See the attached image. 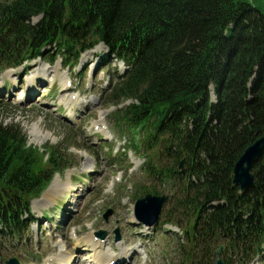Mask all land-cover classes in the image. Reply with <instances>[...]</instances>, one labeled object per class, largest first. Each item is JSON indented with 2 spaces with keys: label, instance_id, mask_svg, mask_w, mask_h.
<instances>
[{
  "label": "trees",
  "instance_id": "1",
  "mask_svg": "<svg viewBox=\"0 0 264 264\" xmlns=\"http://www.w3.org/2000/svg\"><path fill=\"white\" fill-rule=\"evenodd\" d=\"M99 42L128 66L105 97L117 107L131 101L114 113L116 125L142 135L151 174L180 182L172 209L188 220L184 264H192L206 238L223 237L259 254L264 154L245 195L233 186L232 172L246 148L264 137V0H0V72L43 57L52 46L72 67ZM7 110L0 103V116ZM161 145L172 153L168 166L153 160ZM184 158L187 170L180 173ZM68 166L59 148L41 152L28 146L19 124L0 122V238L21 240L32 199Z\"/></svg>",
  "mask_w": 264,
  "mask_h": 264
},
{
  "label": "rangeland",
  "instance_id": "2",
  "mask_svg": "<svg viewBox=\"0 0 264 264\" xmlns=\"http://www.w3.org/2000/svg\"><path fill=\"white\" fill-rule=\"evenodd\" d=\"M40 21L41 18H37L34 24ZM53 51L47 50L44 61L39 60L31 67L27 65L25 67L27 73L15 72L19 78L14 76L12 79L15 83L13 95L7 105L8 110L0 116V122L4 125L20 124L27 135L28 144L32 147L65 148V154L77 167L64 171L60 176L56 175L55 179L58 182L55 184L52 182V192L44 196V199L48 197L50 201L41 199L48 192L46 191L41 198L33 202V218L37 221L30 228L28 240L21 245L5 246L2 255L5 259L8 258L7 260L15 258L21 264H45L59 254L61 248L66 247L73 254L74 264H90L94 260V253H86V249L92 251V248L86 245V239L91 238L88 237L89 234L94 236L98 231H105L107 237L102 241L103 246L99 250L108 254L111 250V254L118 256L121 250L134 247V251L140 254H135V259L130 264H184L186 252L181 249V244L185 240L182 231L187 226V219L181 220V227H162L163 224H160L166 219L178 222L179 216L174 217L175 213L171 209L173 199L165 205L162 219L155 227H145L134 219L136 202L145 196L142 187L147 189L146 187L153 186L161 195L171 196H174L176 188L148 175L143 170L145 159L136 151L126 149L129 136L120 138L118 130L113 128L111 115L116 109L105 105L102 98L103 90L109 84L108 72L99 70L92 74L87 68L70 72L62 67L60 61L50 62V57L55 53ZM29 67L31 69L27 70ZM114 70H111L112 73ZM39 71L46 77L41 76L40 80L38 78L35 83L33 82L36 89H40L35 97L40 94L34 102L24 106L19 103V99L27 92L28 77L37 75ZM5 74L1 78L5 79L7 77ZM34 79L35 77L33 81ZM65 80L73 82L72 91H66ZM6 82L7 80L5 82L0 80V90L7 87L4 86ZM73 94L80 96V100L70 104V97ZM213 98L212 100H215ZM76 103L81 106L72 112L71 109ZM129 104L128 101L121 107ZM64 113H70L68 117L75 123L67 121ZM104 125L106 128L102 130ZM95 128L99 130L96 131ZM105 139L113 141L109 143L105 142ZM114 158L120 163L114 162ZM83 177L90 183V191L83 193L79 199L80 206L74 207L77 212L74 215L68 214L70 228L65 230L63 229L65 225H61L60 232L59 229L52 227L57 226L65 215L63 209L61 213L57 209L62 208L65 200L72 198L74 188L82 185ZM67 205L64 203V208ZM108 210H112L113 213L106 220L104 215ZM116 230L121 236L120 243L115 242ZM210 241V238H206L203 241L204 247H197L190 259L192 264H215L217 260V256L213 254L215 245ZM183 244L186 245V242ZM74 248L77 250L74 251ZM222 257L227 264L251 263L237 247L226 249ZM252 264H264V260Z\"/></svg>",
  "mask_w": 264,
  "mask_h": 264
},
{
  "label": "water",
  "instance_id": "3",
  "mask_svg": "<svg viewBox=\"0 0 264 264\" xmlns=\"http://www.w3.org/2000/svg\"><path fill=\"white\" fill-rule=\"evenodd\" d=\"M97 32L94 31V37H96ZM264 151V138L259 139L255 143L248 146L244 154L236 163L233 170V185L239 186L241 193H244L247 188H249L256 180L257 173H251L255 163L262 156ZM168 197H157L152 195H147L144 199L137 201L135 206V217L138 221L144 223L147 226H154L159 221V217L162 212L164 203L167 201ZM111 214L109 212L106 218ZM117 241L120 240L118 235ZM223 247L217 251V255L221 253ZM12 262L9 264H15ZM217 264H224V262L219 259Z\"/></svg>",
  "mask_w": 264,
  "mask_h": 264
},
{
  "label": "bare ground",
  "instance_id": "4",
  "mask_svg": "<svg viewBox=\"0 0 264 264\" xmlns=\"http://www.w3.org/2000/svg\"><path fill=\"white\" fill-rule=\"evenodd\" d=\"M35 64V63H34ZM31 69V68H30ZM10 75V74H9ZM31 82L33 83V78H30ZM218 96V95H217ZM209 98V97H208ZM214 99V98H213ZM219 104V103H218ZM178 123V122H177ZM176 123V124H177ZM186 123V122H185ZM176 130V129H175ZM257 164V163H256ZM58 182L57 180L54 182V184ZM60 183V181H59ZM62 183V182H61ZM60 183V184H61ZM53 190V185L50 187V189L48 190V192H46L43 197L41 199H44V196L50 192H52ZM45 199H48L50 201V199L47 197ZM44 199V200H45ZM86 245L92 247L94 250H99L100 247L103 246V243L99 242V241H95V239L92 237V238H88L86 239ZM77 248H74V251H76ZM68 251V252H67ZM126 253V252H125ZM72 256L73 254L69 252L68 248L67 250H64L60 255L57 256L56 260H58L57 263H54V264H71L73 262L72 260ZM112 257L113 255H107V254H104L102 253L101 255H96L95 257V263L94 264H109L110 261L112 260ZM114 261L117 260L116 259H113Z\"/></svg>",
  "mask_w": 264,
  "mask_h": 264
}]
</instances>
